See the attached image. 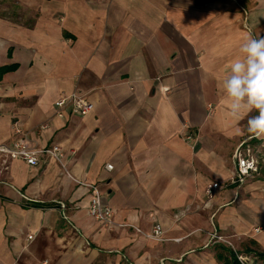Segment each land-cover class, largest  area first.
<instances>
[{
    "label": "crops",
    "instance_id": "1",
    "mask_svg": "<svg viewBox=\"0 0 264 264\" xmlns=\"http://www.w3.org/2000/svg\"><path fill=\"white\" fill-rule=\"evenodd\" d=\"M11 1L0 143L17 122L32 148L61 154L0 160V264H223L218 245L264 264V170L230 184L238 148L264 158L247 130L258 113L230 117L218 86L245 38L264 35V0ZM74 92L92 111L59 116ZM94 188L111 224L90 215Z\"/></svg>",
    "mask_w": 264,
    "mask_h": 264
},
{
    "label": "built area",
    "instance_id": "2",
    "mask_svg": "<svg viewBox=\"0 0 264 264\" xmlns=\"http://www.w3.org/2000/svg\"><path fill=\"white\" fill-rule=\"evenodd\" d=\"M57 113L63 117L64 112L69 110L71 114L79 117L87 116L93 109V105L80 93L74 92L70 95L62 96L58 102H56ZM47 126H42L41 129H45ZM12 129L18 138L13 142L11 146L0 143V160L7 162L12 159H19L24 161L30 166L37 167L40 165L41 157L44 155L59 157L61 149L59 146L48 148H32L24 137V131L19 123L15 122L12 125ZM196 139L194 134H190L187 137L188 141ZM234 159L237 162V170L230 181V184H237L242 186L246 184L249 178L256 174H259L264 170V158L252 149L251 146H241L234 154ZM108 170H112V165H107ZM222 184L214 182L210 184L206 190L207 206H209L216 196L219 190H221ZM94 197L89 207V212L92 217L97 221L105 224H111L113 221V210L102 204L99 192L94 188ZM62 209H67V205L62 203ZM163 230L161 226H156L153 234L150 236L156 240H161ZM216 240H224L223 237L214 235ZM32 239V236L29 237ZM239 259L243 264H248L247 260L243 256H239Z\"/></svg>",
    "mask_w": 264,
    "mask_h": 264
},
{
    "label": "clouds",
    "instance_id": "3",
    "mask_svg": "<svg viewBox=\"0 0 264 264\" xmlns=\"http://www.w3.org/2000/svg\"><path fill=\"white\" fill-rule=\"evenodd\" d=\"M225 75L219 81L224 94L221 103L226 104L228 115L235 120L256 111L248 119V132L264 137V35L245 38Z\"/></svg>",
    "mask_w": 264,
    "mask_h": 264
},
{
    "label": "trees",
    "instance_id": "4",
    "mask_svg": "<svg viewBox=\"0 0 264 264\" xmlns=\"http://www.w3.org/2000/svg\"><path fill=\"white\" fill-rule=\"evenodd\" d=\"M6 70H10L8 67L1 68L0 71L4 72ZM218 257L222 261L223 264H243L239 259L240 254L236 251L228 248L224 245H218ZM260 258H264V253L259 255Z\"/></svg>",
    "mask_w": 264,
    "mask_h": 264
},
{
    "label": "rangeland",
    "instance_id": "5",
    "mask_svg": "<svg viewBox=\"0 0 264 264\" xmlns=\"http://www.w3.org/2000/svg\"><path fill=\"white\" fill-rule=\"evenodd\" d=\"M9 2H12V1L9 0ZM5 3H6V0H0V10L4 8ZM2 13H3V12H2ZM2 16H4V14H3ZM237 249H238V248H237ZM238 250H239V249H238ZM241 256H243V255H241ZM243 257H246V256H243ZM254 258H255L254 256H249V257H247L246 260H247L248 264H254V263H256V260H255Z\"/></svg>",
    "mask_w": 264,
    "mask_h": 264
},
{
    "label": "water",
    "instance_id": "6",
    "mask_svg": "<svg viewBox=\"0 0 264 264\" xmlns=\"http://www.w3.org/2000/svg\"><path fill=\"white\" fill-rule=\"evenodd\" d=\"M255 264H257V263H255Z\"/></svg>",
    "mask_w": 264,
    "mask_h": 264
}]
</instances>
